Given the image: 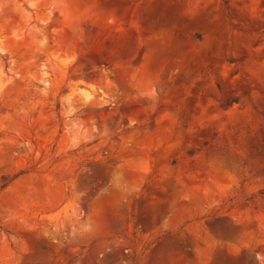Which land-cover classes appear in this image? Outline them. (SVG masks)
<instances>
[{"label": "rangeland", "instance_id": "rangeland-1", "mask_svg": "<svg viewBox=\"0 0 264 264\" xmlns=\"http://www.w3.org/2000/svg\"><path fill=\"white\" fill-rule=\"evenodd\" d=\"M0 264H264V0H0Z\"/></svg>", "mask_w": 264, "mask_h": 264}]
</instances>
